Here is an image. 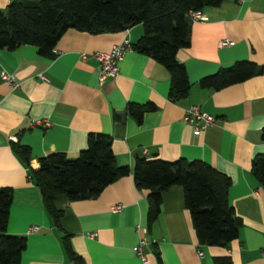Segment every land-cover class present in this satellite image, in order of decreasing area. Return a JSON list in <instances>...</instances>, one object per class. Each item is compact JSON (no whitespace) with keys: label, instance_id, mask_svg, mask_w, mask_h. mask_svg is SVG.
<instances>
[{"label":"crops","instance_id":"1","mask_svg":"<svg viewBox=\"0 0 264 264\" xmlns=\"http://www.w3.org/2000/svg\"><path fill=\"white\" fill-rule=\"evenodd\" d=\"M9 1L0 0V9ZM199 12L203 19L190 21L188 46L175 54L190 83L186 97L176 102L167 98L164 67L132 49L117 63L114 79L97 81V62L89 54L106 52L122 39L134 42L140 25L94 34L68 28L51 57L30 44L0 48V70L18 83L10 89L0 79V187L11 189L5 232L26 239L18 264H71L63 233L85 264H141L133 250L140 237L147 240L145 264H156L154 250L161 264H213L216 256H228L232 264H264V187L250 172L253 155L264 154L259 138L264 74L217 90L197 85L201 77L238 60L264 65V0H222ZM220 40L230 44L220 47ZM128 102H150L154 109L136 122L124 114ZM189 105L212 115L214 123L194 131L182 121ZM41 119L48 125H38ZM90 132L110 137L115 162L128 173L94 198L57 196L53 203L61 215L55 226L11 142L29 148L28 167L35 170L37 157L49 152L74 157ZM135 155L200 160L226 175V200L241 221L236 238L225 247L198 245L177 185L162 191L160 212L147 226V190L137 189L132 180ZM116 204L120 209L112 211Z\"/></svg>","mask_w":264,"mask_h":264},{"label":"trees","instance_id":"2","mask_svg":"<svg viewBox=\"0 0 264 264\" xmlns=\"http://www.w3.org/2000/svg\"><path fill=\"white\" fill-rule=\"evenodd\" d=\"M222 0H10L0 9V48L12 49L30 44L37 53L51 57L52 48L68 28L87 33L116 32L140 25L141 34L131 49L160 64L168 74L167 98L176 102L188 93L190 83L176 51L189 44L190 11L218 6ZM264 74V65L238 60L219 68L197 81L200 88L217 90L252 76ZM150 102L131 103L124 114L139 122L143 112L153 110ZM115 118L120 116L115 115ZM264 141V126L259 132ZM110 137L88 133L85 147L68 158L53 151L37 157L38 167H28L29 148L11 142V148L27 167L30 181L36 186L42 205L53 224L58 226L61 209L54 206L57 196L67 201L96 197L128 168L116 164L110 148ZM250 172L264 187V154H255ZM132 180L137 189H146V223L149 226L160 212L161 193L172 185L182 190L183 206L198 245L225 247L236 238L240 219L226 200L230 179L200 160L134 156ZM11 189L0 187V264H18L26 239L5 232ZM66 258L71 264H85L70 246L69 234L61 236ZM156 264H161L156 250ZM213 264H232L228 256H216Z\"/></svg>","mask_w":264,"mask_h":264},{"label":"built area","instance_id":"3","mask_svg":"<svg viewBox=\"0 0 264 264\" xmlns=\"http://www.w3.org/2000/svg\"><path fill=\"white\" fill-rule=\"evenodd\" d=\"M190 20H202L203 17L200 15L199 11H190L188 13ZM218 46H226L230 44L228 40H220ZM131 50L130 43L127 39H122L119 43L113 45L110 50L106 52L94 51L89 54L97 62L96 68V78L99 83H103L108 79H114L118 72L117 63L122 58L126 51ZM82 59L86 58V54L81 55ZM0 79L10 88L15 89L18 83L15 81L13 75L0 70ZM182 121L192 127L194 131L203 129L204 127L214 123L215 118L209 113L201 110L196 105H189L184 108ZM38 125L47 126L48 122L44 119L37 121ZM13 139V137H9ZM120 209V204L113 205L111 207L112 211H118ZM35 229V227H30V230ZM147 244V240L140 237L134 246V254L138 257L141 264H145L146 256L144 253V246ZM196 255L198 257L202 256L200 250H196Z\"/></svg>","mask_w":264,"mask_h":264}]
</instances>
